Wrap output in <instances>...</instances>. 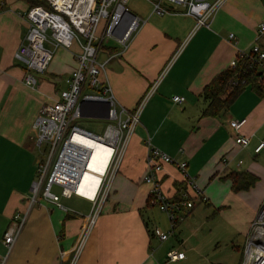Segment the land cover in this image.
I'll use <instances>...</instances> for the list:
<instances>
[{
	"label": "crops",
	"instance_id": "crops-1",
	"mask_svg": "<svg viewBox=\"0 0 264 264\" xmlns=\"http://www.w3.org/2000/svg\"><path fill=\"white\" fill-rule=\"evenodd\" d=\"M125 5L141 24L124 51L116 39L99 45L97 60H108L100 80L109 85L117 104L129 112L152 92L140 111L109 195L89 228L75 264L176 263L166 259L173 246L160 249L156 243L163 241L157 238L156 242L152 236L153 228L160 226L151 221V207L146 205L150 185L143 182V176L148 141L175 161L187 164L188 176L202 191L204 199L200 202L218 206L219 193L225 192L220 186L216 192L211 187V195L216 194L210 202L204 195L207 179L215 185L225 181L229 173L242 171L258 178L248 191L229 190L232 195L226 196L236 200L247 213L235 232L237 242L232 244L231 262L216 264H242L251 222L264 201V148L258 154L253 152L264 141V97L246 88L214 118L201 115L208 100L200 93L213 77L228 68L231 60L241 52H249L256 43L258 26L264 23V0H225L209 26L200 28L181 7L158 15L152 12L150 0H126ZM29 7L25 0H0V261L69 264L88 224L91 203L88 201L85 212L77 213L49 201L31 210L29 201L40 161L34 122L39 110L59 99V93L67 88L66 79L76 68L79 49H57L45 73L38 76L37 86H26L25 66L15 53L27 31L25 13ZM263 40L264 34L258 43ZM247 89L253 95L245 94ZM173 96H181L184 101L174 103ZM242 119L245 124L239 134L249 138L245 148L235 144V132L228 125L229 121ZM160 178L167 198L187 193L193 198L194 208L199 200L185 186L176 166L164 165ZM61 198L67 197L60 196L59 203L70 209L60 202ZM17 213L27 215L8 251L2 237ZM181 244L175 247L179 252H183Z\"/></svg>",
	"mask_w": 264,
	"mask_h": 264
},
{
	"label": "built area",
	"instance_id": "built-area-1",
	"mask_svg": "<svg viewBox=\"0 0 264 264\" xmlns=\"http://www.w3.org/2000/svg\"><path fill=\"white\" fill-rule=\"evenodd\" d=\"M47 6L37 5L28 8L25 17L28 23L23 41L20 43L15 57L25 66L23 82L30 88L37 86V78L47 70L54 52L59 48L78 47L75 55L76 68L66 79L67 88L59 93V99L43 106L39 110L34 128L36 145L41 148L45 144L47 155L40 159L36 168V177L31 186L32 197L42 195L50 203L64 208L59 203L60 196H76L91 203L88 224L73 251L69 264H75L89 228L99 215L101 206L111 190L123 156L138 124L140 111L151 90L129 112L119 106L107 83L100 80L108 60L99 62L97 54L99 45L107 40H117L124 51L132 37L139 29L141 20L132 15L126 7V0H43ZM152 12L162 15L181 7L184 14L195 20V27H208L216 10L225 0H150ZM256 43L247 53H239L229 63L235 68L238 61L244 58L254 59L258 64L257 71L264 72V50L258 39L264 34V23L258 26ZM234 38L233 34L229 35ZM48 44L50 47H47ZM167 68V67H166ZM166 68L162 71L164 72ZM237 81H232L236 85ZM244 80L240 84H244ZM171 100L180 104L181 96H173ZM83 101L85 106H81ZM108 106L107 121L100 134L89 131L79 125L83 113L93 115L105 114ZM245 119L229 121V127L235 132L236 145L245 148L249 138L241 136L239 129ZM147 155V170L143 182L150 185L149 206L157 207L163 212L173 231L185 219L193 208V198L183 194L180 199H169L162 192L160 173L163 166L174 165L181 172L188 189L194 192V198L202 201V191L186 172L187 164L177 162L158 148L150 145ZM264 148V141L257 144L254 154ZM100 151L99 158L93 160V154ZM90 174L97 179L96 183L81 184L84 175ZM53 186L60 189L59 194L51 192ZM92 193V199L86 194ZM32 199V198H31ZM35 201L32 200V203ZM26 214H14L10 225L3 233L2 242L10 251L25 222ZM153 236L160 241L169 237L160 228L153 229ZM245 256L242 264H264V201L250 225V233L244 248ZM184 258V253L172 248L166 253L169 262H177ZM251 259H253L251 261ZM4 264V261H0Z\"/></svg>",
	"mask_w": 264,
	"mask_h": 264
},
{
	"label": "rangeland",
	"instance_id": "rangeland-1",
	"mask_svg": "<svg viewBox=\"0 0 264 264\" xmlns=\"http://www.w3.org/2000/svg\"><path fill=\"white\" fill-rule=\"evenodd\" d=\"M246 91L245 94L253 95L249 89ZM78 122L80 126L96 134H100L109 123V121L104 119H92L87 117L81 118ZM37 154L40 159H45L47 155L45 144L37 149ZM228 182L230 181L225 179V181L216 182L215 185H212L207 179L204 184L206 185V188H204V195L206 198H210V202L213 201L211 196L216 194L212 193L211 195V187L214 192H216L218 186L222 189L225 188V192H220L218 196L220 205L217 206L213 203L208 204V201H195L191 214L184 213L185 219L180 222L173 231L171 230L167 216L159 211L157 207H151L150 212L154 217L151 221L159 223L160 229L169 234V237L163 242H157V237L152 235L157 242L156 245L158 248L162 249L169 245L175 248L183 242L180 247L185 255V260L178 261L175 264H216L220 261H224L225 263L226 261L229 263L231 262L232 244L237 242L235 241V239H237L235 238L237 237L235 232L241 221L245 219L247 212L245 208L233 198L226 199V196L232 195L229 191L231 189L230 183L228 187ZM223 183H225V185ZM51 192L58 195L60 189L53 186ZM32 196L33 194L31 193L32 199L30 198L29 201V204L33 205L31 210H35L39 203L43 206L47 205L46 200L41 194L37 197ZM34 199L35 201L32 203ZM60 202L64 206L70 208L67 209L68 211L72 212L71 210H75L77 213L85 212L90 205L88 201L76 196H71L66 199L61 198ZM161 251L165 250L163 249Z\"/></svg>",
	"mask_w": 264,
	"mask_h": 264
},
{
	"label": "trees",
	"instance_id": "trees-1",
	"mask_svg": "<svg viewBox=\"0 0 264 264\" xmlns=\"http://www.w3.org/2000/svg\"><path fill=\"white\" fill-rule=\"evenodd\" d=\"M25 1L30 7L37 5L47 6L43 0ZM260 46L264 50V42ZM257 66L258 64L254 59L244 58L238 61L235 68L231 69L228 67L213 77L200 93L201 96L208 100V104L201 115L204 117H217L221 111L227 110L246 88L253 90L258 97H264V72L257 71ZM242 80H244V84H240ZM232 81H237L238 83L234 85ZM225 179L230 181V189L233 193L248 191L258 181L255 175L247 171L231 172L225 176ZM174 199L178 200L180 198ZM146 205L149 206V196Z\"/></svg>",
	"mask_w": 264,
	"mask_h": 264
},
{
	"label": "bare ground",
	"instance_id": "bare-ground-1",
	"mask_svg": "<svg viewBox=\"0 0 264 264\" xmlns=\"http://www.w3.org/2000/svg\"><path fill=\"white\" fill-rule=\"evenodd\" d=\"M99 155H101L100 151L98 150L97 152H95L93 154V160L97 159V157L99 158ZM90 182H94L96 183L97 182V179L95 178V176H91L90 174H86L83 176L82 178V181H81V184L82 186L84 185H87L88 183ZM88 196L89 199H92V193H89V194H86ZM253 259H251L252 261Z\"/></svg>",
	"mask_w": 264,
	"mask_h": 264
},
{
	"label": "water",
	"instance_id": "water-1",
	"mask_svg": "<svg viewBox=\"0 0 264 264\" xmlns=\"http://www.w3.org/2000/svg\"><path fill=\"white\" fill-rule=\"evenodd\" d=\"M133 15V14H132ZM81 106H85L86 104L83 103V101L80 103ZM107 112H108V106H106V109H105V114L103 115H93V114H88V113H83L82 114V118L83 117H87V118H92V119H104V120H107Z\"/></svg>",
	"mask_w": 264,
	"mask_h": 264
}]
</instances>
